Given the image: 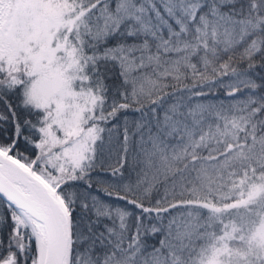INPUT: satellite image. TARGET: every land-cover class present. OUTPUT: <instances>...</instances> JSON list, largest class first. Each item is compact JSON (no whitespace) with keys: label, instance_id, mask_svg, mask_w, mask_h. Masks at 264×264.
<instances>
[{"label":"snow or ice","instance_id":"obj_1","mask_svg":"<svg viewBox=\"0 0 264 264\" xmlns=\"http://www.w3.org/2000/svg\"><path fill=\"white\" fill-rule=\"evenodd\" d=\"M0 264H264V0H0Z\"/></svg>","mask_w":264,"mask_h":264}]
</instances>
